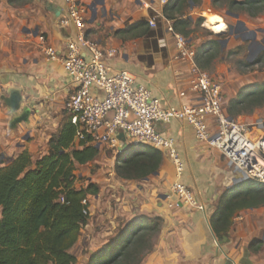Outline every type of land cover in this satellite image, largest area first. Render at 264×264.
Here are the masks:
<instances>
[{
	"label": "crops",
	"instance_id": "crops-1",
	"mask_svg": "<svg viewBox=\"0 0 264 264\" xmlns=\"http://www.w3.org/2000/svg\"><path fill=\"white\" fill-rule=\"evenodd\" d=\"M165 1L104 0L103 8L97 6L95 19L91 21V13L87 8L89 0H81L87 10L86 38L96 42L102 49L116 50L115 56L108 61L112 70L127 71L137 84L150 91L161 106L181 108L193 104L196 95L191 92L186 82L184 66L172 62L170 45L167 42L165 46L161 45L162 40L167 41L165 19L161 12L162 2ZM63 19L68 20L65 0H0V114H5L8 108L5 100L13 91H17L22 97L21 110L25 107L31 110L29 122L21 126L23 135L29 133L25 141L18 140L17 135L7 128V119L0 121V146L4 147L9 156V160L4 164L12 162L24 150L31 156L46 154L50 135L56 132L62 121L59 114L63 109V101L72 92L73 86L65 77L61 65L48 61L39 51L37 36H44L47 45L60 54L63 53L66 41L74 39L77 34L70 21L67 25H60L59 22ZM139 22L146 23L147 31L143 35L121 37L116 34ZM245 24L250 29L259 28ZM261 37V34H258L257 39ZM248 65L246 64V67H249ZM19 113L20 110L13 112L14 115ZM250 121L259 123L262 119L254 115ZM161 129L175 142L184 166L182 174L176 177L172 165L163 159L156 174L140 181L122 180L129 190L126 193L122 190L125 196L120 198L119 194L115 203L106 204L105 201H100L101 211H104L105 215L100 212L99 217L108 218L111 214L108 208L111 206L113 212L119 215H130L137 209L155 211L158 214L166 211L167 226L161 231L160 246L164 241L165 248L172 249L170 257L168 256L173 260L171 264H264V256H261L264 253V239H251L248 236L254 233L255 229L259 231L262 224L261 217L250 221L249 216L261 214V210H258L260 207L234 214L229 232L222 239L215 237L209 224V217L215 210L218 196L222 193L221 187H224L223 179L229 178L234 182L238 176L233 172L228 174L229 177L217 175L215 168L227 170V167L224 168L219 162L221 157L196 142L188 125L173 122L170 125H162ZM250 134L253 138L264 136V127L261 130V126H257ZM189 158V163L194 165L193 169H189V163H184ZM203 164L210 167L212 181L208 179V184L198 181L192 186V177L202 171ZM172 181L188 188L195 199L204 206V211L184 207L166 210L167 202L160 198L158 193L163 184ZM99 192L100 190L98 194ZM93 199L100 200L98 195ZM87 206L88 216L92 213L94 216L99 215H95L96 206L91 205V200ZM106 206L109 207L105 208ZM106 211H109V214H106ZM237 215L244 219L235 221ZM253 240L262 243L255 253L247 249ZM256 253L258 256H255ZM165 258L166 255L157 256L158 262L165 261Z\"/></svg>",
	"mask_w": 264,
	"mask_h": 264
},
{
	"label": "trees",
	"instance_id": "trees-1",
	"mask_svg": "<svg viewBox=\"0 0 264 264\" xmlns=\"http://www.w3.org/2000/svg\"><path fill=\"white\" fill-rule=\"evenodd\" d=\"M213 2L217 0H212ZM228 8L239 6L247 12L259 6L264 11V0H229ZM203 0H166L162 6L164 19L173 29L188 39L204 19L189 15L193 8L201 9ZM258 9V8H257ZM258 9V12H259ZM194 27V28H192ZM146 23L139 22L116 32L117 35H143ZM220 37L208 42L211 50H219ZM215 50V51H216ZM208 54L199 48L195 61ZM208 54V58H209ZM264 56L255 63L262 62ZM249 66V65H248ZM264 106V81L243 86L227 103L230 118L250 114ZM78 127L72 118L65 116L47 143V152L36 161L23 151L9 164L0 167V264H75L70 253L89 219L88 206L82 204L88 195L98 193L89 184L75 189L74 171L96 159L99 149L80 142L74 145ZM162 154L152 148L142 153L116 158L115 174L125 181H140L156 173L162 163ZM63 198V203L59 198ZM264 206V185L251 180L237 183L218 197L209 224L219 240L227 236L234 214L241 210ZM87 212V214H84ZM160 224L159 218L135 216L119 236L110 239L100 250L90 255L87 264H138L145 234ZM262 243L253 240L248 251L256 252Z\"/></svg>",
	"mask_w": 264,
	"mask_h": 264
},
{
	"label": "built area",
	"instance_id": "built-area-1",
	"mask_svg": "<svg viewBox=\"0 0 264 264\" xmlns=\"http://www.w3.org/2000/svg\"><path fill=\"white\" fill-rule=\"evenodd\" d=\"M65 2L68 20L59 23L64 26L70 21L77 31L75 38L66 41L61 54L47 45L44 36L38 35L37 40L42 55L52 63H59L73 86L64 111L77 123L75 146L85 142L110 151L113 159L124 154L123 147L152 148L172 165L177 177L184 166L174 140L161 126L181 122L192 129L199 145L221 157L238 178L264 185V136L253 138L247 124L227 115L221 86L197 64L189 39L176 32L170 21L164 20L167 41L162 40L161 45L165 46L166 42L170 45L172 62L184 66L186 82L196 95L193 104L181 108L161 106L127 71L112 70L108 61L116 50L102 49L86 38L85 5L81 0ZM160 190L158 195L165 199L169 209L204 211V206L183 185L172 181L163 184ZM59 202L63 203L62 197ZM82 204L87 206V197Z\"/></svg>",
	"mask_w": 264,
	"mask_h": 264
},
{
	"label": "rangeland",
	"instance_id": "rangeland-1",
	"mask_svg": "<svg viewBox=\"0 0 264 264\" xmlns=\"http://www.w3.org/2000/svg\"><path fill=\"white\" fill-rule=\"evenodd\" d=\"M229 0H217L213 2L212 0H203V4L201 9H191L189 11V15L195 16V17H202L204 21L201 23L199 28L194 32V34H190L188 37L190 41L191 47L195 50V52L201 48L208 52L203 57V54H200L201 58L199 59V66L201 69L206 71V73L213 78L215 81L218 82V84L221 86L222 92L224 93L225 100L227 101L226 104L232 97L234 98L237 94V92L245 85L250 83H260L264 81V59L262 62H260L257 65L246 67V64H250L251 62H248L246 60V52L245 47L242 45L241 47L237 48L236 53L234 54H228V50H216L211 49V47L208 46V42L211 40H214L215 36H218L223 38V36H219L220 34L224 33L225 31L221 33H215L211 31L207 26L204 25L205 23V17L204 13H212L220 17L221 21L224 23V21L233 22L234 20L227 16V13H236L237 15H240L246 19L251 20L257 27L264 28V11L260 12L259 6H256L255 9L249 10L250 16H248L247 12L243 9H239V6L235 5L234 10H230L228 8V2ZM234 2L239 3L241 0H234ZM259 12H258V9ZM194 28V27H192ZM239 49V50H238ZM216 50V51H215ZM68 97H66L63 101L62 110L60 111V114H62V118L67 116L66 112L64 111V104L66 102ZM228 98V99H227ZM55 111V110H54ZM56 112V111H55ZM59 114V119L62 120L61 116ZM258 116L262 119V122L260 121L258 124L261 126V130L264 127V106L261 109L255 110L252 114H244L243 116H237L235 117V120L247 124L249 126L250 131H253L256 124L253 121L250 120L253 119V116ZM256 120V119H255ZM248 121L251 123L249 124ZM58 127V126H57ZM55 130V129H54ZM53 135V134H51ZM50 135V136H51ZM49 137V136H47ZM147 147L140 146L139 148H130L125 152L121 158L128 156L131 154L136 153H142L146 150ZM25 151V150H24ZM22 152V151H21ZM41 152V151H38ZM44 153H41L39 155H33L31 156L32 161H36L39 158H41ZM213 160V157L211 158ZM115 159H113L112 154L110 151L106 150H99V154L96 157V159L84 166H77L74 172V187L76 189H84L87 185L92 184L97 187L98 190H100L99 196L100 200H95L93 197L88 195L87 196V203L89 204V201L91 200V205L96 206L95 215H98L101 212V215H105L104 211L102 212V206L99 205L100 201H105L106 204H109L110 202L115 203V198H118L119 194H121L120 198L124 197L125 194L122 193V190L126 193L129 190V187H127L126 184L122 183V179L119 178L114 170ZM190 161V158L186 161L185 165H187ZM219 162L222 164L224 168H226V164L222 161V159L219 160ZM191 165L190 168L193 169V164L189 163ZM210 167H206L203 164L202 171H198V173L195 175V177H192V186H194L195 183L205 181L206 184H208V179L212 181V172L209 169ZM217 175L219 176L223 175L224 177H227L228 174L231 172V170H219L216 169ZM231 176V175H230ZM229 177V176H228ZM126 183V182H125ZM224 187H221L222 191H225L226 189L230 188L231 186L235 185V182H231L229 178L223 179ZM225 185H227L225 187ZM123 186V187H122ZM100 188V189H99ZM113 188V189H111ZM136 189H134L135 191ZM162 190V189H161ZM129 195V194H128ZM115 196V197H111ZM219 197V196H218ZM109 199V200H108ZM108 200V201H107ZM131 201V200H130ZM109 206H106L107 208ZM149 208V207H148ZM166 206V210H167ZM110 213L113 215L107 218L105 216L99 217L94 216L92 213L89 216V219L81 229L80 237L78 238V241L76 244L71 248L70 253L75 257L76 263L75 264H87L88 258L91 254L97 252L101 249L110 239L115 238L116 236H119L121 232L125 229V227L128 225V223L134 218L135 216L144 215L148 216L149 218L153 219L157 216L160 219V224L157 226V228L152 229L150 232L145 234V238L143 240V243L141 245L142 251L138 254L139 263L138 264H156L161 263L162 264H171L173 262L172 259H170V253L172 252V249H166L164 245V241L162 243V246H160V237H162V232L166 228V215L167 212L163 210V215L158 214L155 211H148L145 209H137L136 212L125 215H119L117 212H113V206L108 208ZM172 210V209H169ZM258 210H261V214L257 215L256 213L250 216V221L257 218L258 216L263 219L261 221V225L259 226V231L255 229V232L252 233L250 236L251 239L253 238H260L262 237L264 239V206L260 207ZM109 211H106V214H109ZM169 214V213H168ZM245 217V215H244ZM243 220L242 216L237 215L235 217V221ZM248 216L246 215V222H247ZM241 220V221H242ZM233 235V233H231ZM165 248V249H164ZM264 248V246H263ZM264 252V250H263ZM167 256L165 258V261L161 260V262H158L160 258L157 260V256L161 255V257ZM169 256V257H168ZM244 256V255H243ZM255 256H258L256 253ZM264 256V253L263 255Z\"/></svg>",
	"mask_w": 264,
	"mask_h": 264
},
{
	"label": "water",
	"instance_id": "water-1",
	"mask_svg": "<svg viewBox=\"0 0 264 264\" xmlns=\"http://www.w3.org/2000/svg\"><path fill=\"white\" fill-rule=\"evenodd\" d=\"M104 5V0H89V3L87 4V8L91 13V21L95 19L96 16V11H97V6H100L103 8ZM227 15L236 20L237 22L244 24V23H249L251 25H255L251 20L246 19L242 16H238L236 14H232V13H227ZM225 26L227 27V29L230 31L231 27L233 26V22H229V21H224ZM251 37L247 36V37H243V36H238V35H233L232 40H230L233 45H236V39L241 40V42H246L248 41V45L252 46L253 44H258L259 47L262 49L263 46L261 45V43L263 42V40L258 41L257 40V34H264V28H257L255 31H251L249 32ZM224 34V33H223ZM222 34H220L219 36H221ZM225 43V41H219L220 45H223ZM264 43V42H263ZM21 96L17 91H13L10 93L9 98L5 100V105L13 112L17 111L20 108V103H21ZM29 116H30V108L25 107L23 108L22 112L16 116L8 125V129L9 130H15L17 125L20 124H27L29 121ZM7 119V115L6 114H0V121L6 120ZM119 139H123L122 135L119 136ZM127 152V148L123 147L121 149V153H125ZM4 158L6 159V155H4ZM157 173V172H156ZM154 173V174H156ZM246 181L245 177L242 178H238L237 180H235V184L236 183H240V182H244Z\"/></svg>",
	"mask_w": 264,
	"mask_h": 264
},
{
	"label": "flooded vegetation",
	"instance_id": "flooded-vegetation-1",
	"mask_svg": "<svg viewBox=\"0 0 264 264\" xmlns=\"http://www.w3.org/2000/svg\"><path fill=\"white\" fill-rule=\"evenodd\" d=\"M234 21L235 22H233V26L231 27L230 31L226 27V30H225L224 34L221 35V36H223V38L219 39V41H225V43L223 45L219 44L220 50L222 51V50L227 49L228 50V54L229 53L230 54H234V53H236L237 48H239V47H241L243 45L245 47L246 60L248 62H251L249 64V66L251 64L257 65L258 63L261 62L260 61L258 63H255V61L258 59V57L264 56V43H263L264 42V34H261V36H262L261 39H259V40L257 39L258 41L263 40V42L261 43V45L263 46L262 49L259 47L258 44H253L252 46H249L248 45L249 44L248 41L241 42V40H239V39H236L237 43H236V45H233V43L230 41V40H232L233 35L236 34L238 36H243V37H247V36L249 37L250 36L251 37L249 32L255 31L257 29V28L255 29V27L250 29V28H248L246 26L245 23L241 24V23L237 22L236 20H234ZM257 36H258V34H257ZM253 65H251V66H253ZM19 110L22 112L23 109L21 110V107H20L17 111H19ZM17 111H15V112H17ZM30 113H31V110H30ZM5 114L7 115V128H8L9 123L16 116H18L20 113L17 114V115H14L13 112L9 108H6ZM29 119H30V116H29ZM22 125L25 126L26 124L17 125L15 130H10V131L14 132L17 135V139L18 140H24L25 141V140L28 139L29 133L27 135H23L22 134V132H21L22 131L21 130V126ZM4 155H6V159L4 158ZM8 160H9L8 154L5 152L4 147L0 146V167H3L4 165H7L8 163L7 164H4V163L7 162Z\"/></svg>",
	"mask_w": 264,
	"mask_h": 264
},
{
	"label": "bare ground",
	"instance_id": "bare-ground-1",
	"mask_svg": "<svg viewBox=\"0 0 264 264\" xmlns=\"http://www.w3.org/2000/svg\"><path fill=\"white\" fill-rule=\"evenodd\" d=\"M205 23L211 31L221 33L226 30L225 24L221 21L220 17L212 13H204ZM223 34V33H222Z\"/></svg>",
	"mask_w": 264,
	"mask_h": 264
}]
</instances>
